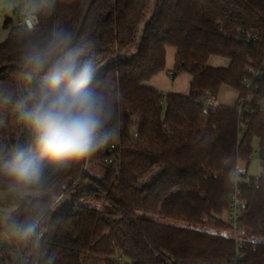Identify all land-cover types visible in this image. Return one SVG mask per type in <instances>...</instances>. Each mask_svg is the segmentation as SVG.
Instances as JSON below:
<instances>
[{"label":"trees","instance_id":"16d2710c","mask_svg":"<svg viewBox=\"0 0 264 264\" xmlns=\"http://www.w3.org/2000/svg\"><path fill=\"white\" fill-rule=\"evenodd\" d=\"M88 2L54 0L50 10L36 0L21 2L13 14L34 11V29L4 20L0 188L26 194L0 225V264H264V111L254 105L264 98V77L252 81L245 72L264 69V0H96L74 45L85 50L81 61H91L92 87L112 104L119 135L83 160L42 161L39 184H18L7 172L16 150L37 156L17 102L38 90L44 74L20 70L26 55L53 32L73 37ZM212 59L227 66L213 67ZM162 73L172 80L186 74L187 95L148 85ZM223 86L236 92L235 104H206ZM249 94L254 113L240 121L239 103ZM254 144L260 175L245 182L240 176L238 184L241 233L252 240L238 243L222 217L233 193L230 175L239 160L249 164ZM86 162L103 176L87 172ZM30 192L38 196L29 198Z\"/></svg>","mask_w":264,"mask_h":264},{"label":"clouds","instance_id":"9594fccd","mask_svg":"<svg viewBox=\"0 0 264 264\" xmlns=\"http://www.w3.org/2000/svg\"><path fill=\"white\" fill-rule=\"evenodd\" d=\"M73 37L53 32L47 42L35 45L25 64L33 72L45 69L38 90L17 102L21 118L35 140L31 149H18L5 168L18 184H39L41 162L61 166L104 150L120 133L115 112L105 96L93 87L91 61H81L84 48Z\"/></svg>","mask_w":264,"mask_h":264},{"label":"rangeland","instance_id":"374dc122","mask_svg":"<svg viewBox=\"0 0 264 264\" xmlns=\"http://www.w3.org/2000/svg\"><path fill=\"white\" fill-rule=\"evenodd\" d=\"M26 0H0V41H3L8 33V30H6L3 26L4 20L7 18L12 23L11 26H15L16 23V16L13 14V11L18 8L21 2H25ZM218 61L217 67H223L222 65L226 64L225 61L220 59H215ZM214 61V62H216ZM212 65V64H211ZM173 66V50L168 49L167 50V60H166V67L168 70H171ZM154 82L156 84L154 85ZM188 76L184 73H180L177 75V77L172 80V77L169 73H162L155 79L151 80L148 85H151L152 87H155L159 91H165L166 93H174L179 95H187L188 92ZM213 100H209V104L216 105L213 103ZM210 105V106H211ZM85 170L92 174L95 177H101L103 176V169L96 166L93 163L86 162ZM236 172L239 176H245L243 178V182L247 181L248 179L257 178L260 175V165H259V154L257 151V145L254 144L253 146V154L249 161V164L247 165L244 161L239 160L237 162V168ZM26 194V192L22 191H15L14 189H2L0 188V225H3L6 219L9 217V215L14 211L15 206L17 205V198H21ZM29 198L38 196L36 192H30L28 193ZM69 200V197L66 196L65 198L59 197L55 199V203H61L66 202ZM224 219V215L222 217ZM156 221L166 223L169 225H175L180 227H188L187 224L182 222H175L168 219H159L156 218ZM209 231V230H208ZM213 231V230H210ZM214 232V231H213ZM219 234L229 235L230 233L227 231L218 232ZM247 238L249 240H252V238L246 234H241L238 236V239ZM88 263L85 264H96L92 261H87ZM121 264H129L126 261H123Z\"/></svg>","mask_w":264,"mask_h":264},{"label":"built area","instance_id":"2783aa9c","mask_svg":"<svg viewBox=\"0 0 264 264\" xmlns=\"http://www.w3.org/2000/svg\"><path fill=\"white\" fill-rule=\"evenodd\" d=\"M36 1H37L38 6L44 10H50L54 6V0H36ZM38 25H39V19L36 13L27 8H24L18 12L14 27H19V28L27 27L30 29H34ZM25 68H27L26 64L21 68V70L23 71L25 70ZM245 72L252 77L251 79L252 81L259 77H264V69L262 70L260 75H258L253 70L248 69V68L246 69ZM251 85H252L251 81L249 80L244 81V87L246 89L249 90L251 88ZM251 100L254 101L252 99V95L249 94L246 101L245 100L240 101L239 103L240 107L238 109V113L240 114L239 116L240 121H243L245 116H249L254 113L253 109H250L246 105L247 102H251ZM205 103L209 104V100H206ZM254 105H255V108H257L258 110L264 111V98L255 100ZM113 149H114V146L110 145L109 151ZM105 163L107 165H112L113 164L112 157L106 159ZM230 180L233 185V193L229 198V205H228V209L224 216V221L230 227V231L233 237L235 238V241L239 243L240 239H238V236L242 234L241 227H240V220L243 216V210H242L243 203L240 197V189H239L238 184L240 183L242 179L240 178V176L237 174L235 170L234 172L231 173ZM237 248L239 249L240 246L238 245Z\"/></svg>","mask_w":264,"mask_h":264},{"label":"crops","instance_id":"0c3cea01","mask_svg":"<svg viewBox=\"0 0 264 264\" xmlns=\"http://www.w3.org/2000/svg\"><path fill=\"white\" fill-rule=\"evenodd\" d=\"M214 61H216V60L212 59L210 61V65L212 64L213 67L219 66L218 65L219 62L218 61L214 62ZM222 66L226 67L227 63L222 65ZM155 84H156V82H154V85ZM160 92H163L164 94H166L165 91H160ZM236 98H237V94H236V92L234 90L223 86V87L220 88V90L218 92V95L216 97V100H214V104H216L217 106H220V107L230 108V107H232L235 104ZM224 216H225V214H224Z\"/></svg>","mask_w":264,"mask_h":264},{"label":"water","instance_id":"95a60500","mask_svg":"<svg viewBox=\"0 0 264 264\" xmlns=\"http://www.w3.org/2000/svg\"><path fill=\"white\" fill-rule=\"evenodd\" d=\"M96 2V0H89V2L87 3L86 7H85V10H84V14L75 30V33L73 35V44L76 42L77 38H78V35L83 27V24H84V21H85V16L88 12V10L92 7V5ZM21 70V69H20ZM46 71H41V72H36L35 74H38V75H42V74H45Z\"/></svg>","mask_w":264,"mask_h":264}]
</instances>
